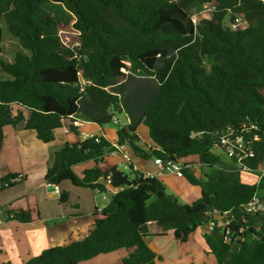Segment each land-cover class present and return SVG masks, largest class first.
<instances>
[{"label": "trees", "instance_id": "16d2710c", "mask_svg": "<svg viewBox=\"0 0 264 264\" xmlns=\"http://www.w3.org/2000/svg\"><path fill=\"white\" fill-rule=\"evenodd\" d=\"M194 7L211 8L212 16L195 24ZM236 18L248 27L233 30ZM80 77L90 82L84 91ZM123 115L130 123L117 125L116 146L164 167L182 164L200 198L184 203L162 180L133 166L129 172L102 170L105 156L117 149L104 137L66 143L45 180L91 188L108 195L109 203L95 211L84 239L22 264H82L120 249L128 252L124 264H158L162 259L148 237L172 231L186 243L217 213L236 229L244 227L248 240L231 247L215 227L201 236L206 253L217 264H264V215L245 212L256 194L264 201V177L245 183L242 166L212 150L228 129L257 136L255 157L243 163L258 176L264 160V0H0V151L8 126L35 131L50 144L67 121L75 130L77 119L105 126ZM141 125L153 142L148 150L139 145ZM189 157L197 158L200 174ZM91 161L94 167L78 177L74 167ZM18 178L1 179L3 190ZM68 200L63 192L61 203ZM11 214V220L31 221L29 212Z\"/></svg>", "mask_w": 264, "mask_h": 264}, {"label": "crops", "instance_id": "0c3cea01", "mask_svg": "<svg viewBox=\"0 0 264 264\" xmlns=\"http://www.w3.org/2000/svg\"><path fill=\"white\" fill-rule=\"evenodd\" d=\"M77 120L81 127L74 130L71 129L70 122H65L63 127L55 132V141L50 144L40 141L37 133L32 130L25 131L12 126L4 129V142L0 151V180L12 174H17L23 179L16 186L0 191V207L9 211L29 212L31 221L23 223L8 220L0 224V264L8 261L22 264L45 249L84 239L94 224L95 211L108 205V195L97 193L91 188L76 187L66 181L57 186V191L56 186L45 180L48 169L55 161V155L66 143L80 142L81 132L94 133L104 137L113 146L117 145V125L100 126L94 122ZM137 132L140 137L139 145L146 150L152 148L153 142L148 129L141 125ZM133 158L139 171L162 180L182 199L185 198V185L199 189L201 196L199 187L191 185L185 177H179L175 170L157 164V159L144 160L136 157L134 153ZM186 162L195 173L198 172L197 158L189 157ZM94 165L92 161L77 165L74 172L82 178L84 172ZM100 167L104 171L117 167L127 172L122 152L118 148L105 156ZM242 180L249 184L259 182L258 176L254 174H243ZM108 189L111 194L117 192L110 185ZM63 192L69 193L67 203L60 201ZM206 228L207 225L192 235L186 243L177 241L172 231L148 237L147 243L162 259L158 264H217L215 257L206 253L201 241ZM127 256L126 249H120L82 264H124L123 260Z\"/></svg>", "mask_w": 264, "mask_h": 264}, {"label": "built area", "instance_id": "2783aa9c", "mask_svg": "<svg viewBox=\"0 0 264 264\" xmlns=\"http://www.w3.org/2000/svg\"><path fill=\"white\" fill-rule=\"evenodd\" d=\"M193 21L196 24L198 21L193 17ZM231 27L233 30L245 29L248 27V24L245 20L241 18H236ZM90 85L88 80H85L83 77H80L79 86L81 91H84L86 86ZM113 123L115 125H119L121 123V119L114 117ZM75 127H81L80 122L77 120L75 122ZM245 130L241 129L240 131L234 129H228L225 133L220 136L219 141L213 146L212 150H220L223 154H225L228 158L236 160L240 166H242L243 174H253V170L245 165L244 160H249L255 157V151L253 148L254 141L258 140V137L255 136L253 138H248L244 134ZM82 140H87L91 138H95L98 140L100 137L95 135L94 133L81 132ZM118 150L122 152L123 161L128 168L129 166H133L137 169L136 164L134 162L133 153L131 149L127 146H119ZM157 164H161L160 160H156ZM163 166V165H162ZM164 167V166H163ZM173 169L177 172L179 177H184L181 171V164H170L167 167ZM258 179L259 181L264 177V160L260 163L258 167ZM20 179V177L18 178ZM109 185V184H108ZM4 186L0 184V191H2ZM57 191L58 187L56 186ZM98 193V192H97ZM245 212L248 215H264V201L259 195H255L245 206ZM216 215H220L217 213ZM220 220H210L207 224V228L204 234L210 233L214 230L215 227L221 228L223 234V242L231 247H240L243 243L248 240V236L246 235V229L244 227H240L236 229L232 226L231 220L225 219L224 215H221ZM12 214L10 215V211L0 207V224L5 221L11 220Z\"/></svg>", "mask_w": 264, "mask_h": 264}, {"label": "rangeland", "instance_id": "374dc122", "mask_svg": "<svg viewBox=\"0 0 264 264\" xmlns=\"http://www.w3.org/2000/svg\"><path fill=\"white\" fill-rule=\"evenodd\" d=\"M191 14L198 21L200 18H210L212 16V9L211 8H205L204 10L199 11L198 7H194L191 11ZM63 38L65 39V35H63ZM6 40H14V39L11 36H9L8 38H6ZM139 80H141V79H139ZM213 152L217 155H220V156L223 155V153L217 149L213 150ZM194 165H195V163H194ZM197 169H198V172H196V174H200V166H198ZM127 172H129L128 168H127ZM191 187H193V186H191ZM185 189H186V191H185V195H184L185 198L184 199H182L180 196H178V194L174 190H172L171 188H170L169 192L178 196L180 198V200L184 203H192V202H194L200 198V193L198 191L199 189H196V188L192 189V188L188 187V185H185Z\"/></svg>", "mask_w": 264, "mask_h": 264}, {"label": "water", "instance_id": "95a60500", "mask_svg": "<svg viewBox=\"0 0 264 264\" xmlns=\"http://www.w3.org/2000/svg\"><path fill=\"white\" fill-rule=\"evenodd\" d=\"M121 124H122V125H128V117H127L126 115H123V116H122ZM166 197H167V198H170V199H173V198H174L173 195H171V194H166ZM221 217H222L221 215H214V218H215L216 220H220Z\"/></svg>", "mask_w": 264, "mask_h": 264}]
</instances>
